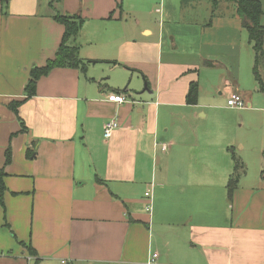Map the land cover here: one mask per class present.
Segmentation results:
<instances>
[{"label": "crops", "instance_id": "0c3cea01", "mask_svg": "<svg viewBox=\"0 0 264 264\" xmlns=\"http://www.w3.org/2000/svg\"><path fill=\"white\" fill-rule=\"evenodd\" d=\"M144 1L0 0V264H264V139L221 118L233 92L264 111V59L260 84L236 5L159 0L156 21ZM57 14L83 20V68L52 69L26 98Z\"/></svg>", "mask_w": 264, "mask_h": 264}, {"label": "trees", "instance_id": "16d2710c", "mask_svg": "<svg viewBox=\"0 0 264 264\" xmlns=\"http://www.w3.org/2000/svg\"><path fill=\"white\" fill-rule=\"evenodd\" d=\"M236 5V13L240 19L241 26L245 29L248 41L252 44L254 51L253 74L257 81L261 84L259 65L264 59V26L261 25L260 19L263 14L262 6L259 0H230ZM54 19L63 26V34L60 44L53 56L48 59L43 66H33L30 70V78L28 79L24 92L26 98L35 94V89L38 80L47 75L52 69L56 67H72L83 68L82 60L78 55V47L72 42L75 40L83 20L77 15H63L57 14ZM115 63V62H112ZM264 92V87L260 86ZM198 87L196 82L189 85L185 101L187 104H195L197 102ZM18 102L10 104V107L16 111ZM5 162H9V152H5ZM243 169L242 164L235 160L234 171L227 183V190L231 192L241 175L240 170ZM4 185L1 179L0 171V202L2 203V193Z\"/></svg>", "mask_w": 264, "mask_h": 264}, {"label": "rangeland", "instance_id": "374dc122", "mask_svg": "<svg viewBox=\"0 0 264 264\" xmlns=\"http://www.w3.org/2000/svg\"><path fill=\"white\" fill-rule=\"evenodd\" d=\"M189 1V0H187ZM145 2V1H144ZM159 0H146V5L148 7H153L154 14L150 15V18H155L156 21L159 19V13L158 10H155L156 8H159L158 4ZM208 2V0L203 1ZM182 5H180V8H184V6L187 5L186 2H182ZM145 5V4H144ZM235 4L233 1L230 0H220L219 7L216 11H225V12H231L232 8H234ZM176 9V7H175ZM150 10V8L146 9ZM208 21V20H207ZM240 21V20H239ZM167 26V25H166ZM168 28V27H167ZM241 29L246 33V31L241 27ZM182 32L178 31L176 34L180 35ZM178 46V45H177ZM256 96H259L260 98H263L264 100V94L256 92ZM217 98H222L221 95L216 93ZM226 101V100H225ZM227 104V103H226ZM255 105V102L253 103ZM226 106V105H225ZM259 106H264L263 102L259 103ZM227 109L229 111L227 112H221V118L226 123H231L237 128H241L243 130V138L251 139L252 141L256 140V142H261L264 139V111L262 110H256L254 112L248 113L241 110H244L243 107H230L227 105ZM255 106L251 108L253 109ZM246 108V107H244Z\"/></svg>", "mask_w": 264, "mask_h": 264}, {"label": "built area", "instance_id": "2783aa9c", "mask_svg": "<svg viewBox=\"0 0 264 264\" xmlns=\"http://www.w3.org/2000/svg\"><path fill=\"white\" fill-rule=\"evenodd\" d=\"M107 100L117 103V104H121L127 101V98L124 94L122 93H115V92H111L108 96H107ZM227 105L230 107H244L245 106V102L243 101V99L241 98V96L237 93V92H233L230 94V96L227 98L226 101ZM118 127V122L116 118H110L109 120H107L104 125H103V136L104 138H109L112 136L114 130ZM145 197L148 198L147 200V205L145 207L147 212H150L152 209V204H151V198H150V193L149 190L145 192ZM157 253H153L151 254V256L147 259V264H153L156 259H157Z\"/></svg>", "mask_w": 264, "mask_h": 264}, {"label": "water", "instance_id": "95a60500", "mask_svg": "<svg viewBox=\"0 0 264 264\" xmlns=\"http://www.w3.org/2000/svg\"><path fill=\"white\" fill-rule=\"evenodd\" d=\"M144 89H146V84H144Z\"/></svg>", "mask_w": 264, "mask_h": 264}]
</instances>
